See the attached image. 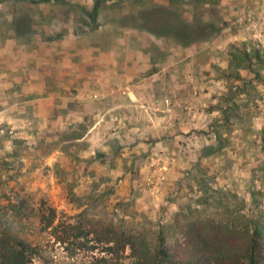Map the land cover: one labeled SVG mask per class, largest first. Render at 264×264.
I'll return each mask as SVG.
<instances>
[{
	"label": "rangeland",
	"instance_id": "obj_1",
	"mask_svg": "<svg viewBox=\"0 0 264 264\" xmlns=\"http://www.w3.org/2000/svg\"><path fill=\"white\" fill-rule=\"evenodd\" d=\"M254 191L264 0H0V205L27 201L37 264L106 255L41 232L43 200L175 240L187 218L248 213Z\"/></svg>",
	"mask_w": 264,
	"mask_h": 264
},
{
	"label": "trees",
	"instance_id": "obj_2",
	"mask_svg": "<svg viewBox=\"0 0 264 264\" xmlns=\"http://www.w3.org/2000/svg\"><path fill=\"white\" fill-rule=\"evenodd\" d=\"M251 197L248 213L239 209L230 223L187 218L175 240L164 227L156 231L128 229L123 221L119 225L100 219L84 223L83 216L75 224L58 220L56 209L46 200L41 202L37 217L40 231L49 233L57 243L76 245V249L90 242L103 246L106 255L96 264H264V193L254 191ZM8 208L0 205V264H37L45 257L43 249L26 237L30 230L27 201L20 200L13 210ZM128 249L130 254L125 256ZM128 259L130 263H126Z\"/></svg>",
	"mask_w": 264,
	"mask_h": 264
}]
</instances>
